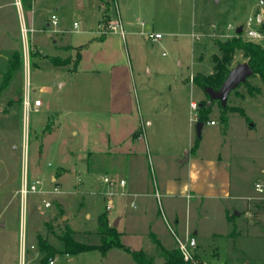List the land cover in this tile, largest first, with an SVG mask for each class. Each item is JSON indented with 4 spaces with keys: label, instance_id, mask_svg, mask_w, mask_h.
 Returning a JSON list of instances; mask_svg holds the SVG:
<instances>
[{
    "label": "rangeland",
    "instance_id": "rangeland-1",
    "mask_svg": "<svg viewBox=\"0 0 264 264\" xmlns=\"http://www.w3.org/2000/svg\"><path fill=\"white\" fill-rule=\"evenodd\" d=\"M17 1L0 0V264H44L48 260L39 238L59 250L54 264H137L124 250L65 254L59 237L65 224L96 231L103 214L113 224L119 222V230L125 231L122 241L133 249L141 248L143 240L155 243L156 230L166 249L178 246V238L188 244L196 255L188 264H264V191L256 189L257 183L264 187V83L258 75L248 78L260 88L258 93L249 94L242 83L228 98L229 105L244 108L245 116L229 112L223 122L215 102L209 120L216 124L202 128L199 151L220 158L217 169L224 168L225 190L223 175L212 170L206 183L218 187L197 192L206 196H174L171 212L156 188L154 156L156 141L166 138L179 147L177 176L186 174L182 160L190 145L182 151L189 137L184 118L194 120L196 140L197 110L190 101L201 103L204 91L191 80L213 70L216 41L237 35V27H244L245 39L248 27L264 33L257 21L259 0H102L104 8L101 0H21V6ZM108 4L109 14L102 17ZM52 14L58 17L57 26L48 25ZM250 16L254 21L248 25ZM117 21L124 34L121 28L110 31ZM22 25L33 27L25 40L32 97L44 101L27 117ZM149 32L162 37L154 41ZM101 33L104 39L98 38ZM227 33L234 35L225 37ZM255 41L264 44V38ZM16 50L22 67L7 80L8 61ZM78 51L81 59L75 66ZM51 56L63 57L66 64H54ZM244 61L238 51L232 67ZM115 103L130 112L114 109ZM165 103H174V119L160 111ZM26 175L42 185L24 201ZM105 176L116 184L110 185ZM121 178L129 183L147 178L153 207L142 214L139 197L129 195Z\"/></svg>",
    "mask_w": 264,
    "mask_h": 264
},
{
    "label": "trees",
    "instance_id": "trees-1",
    "mask_svg": "<svg viewBox=\"0 0 264 264\" xmlns=\"http://www.w3.org/2000/svg\"><path fill=\"white\" fill-rule=\"evenodd\" d=\"M109 4L104 9V16L109 14ZM216 45L219 53L213 55V70L211 73H197L193 76V81L202 89L206 87L220 88L223 81L226 79L228 73L232 69V62L235 54L242 51L245 59L253 69V75H258L264 83V44L255 40L245 39L242 32L234 35L232 38L225 40H217ZM33 54H35L33 52ZM51 61L56 65H65L64 58L61 56H51ZM81 59V53L78 51L75 66ZM22 67L21 53L16 50L12 53L8 61V69L6 79L9 80L15 72ZM249 94H256L260 91L259 87L251 85L249 80L244 83ZM237 89V88H236ZM235 89V90H236ZM206 92V91H205ZM201 101L198 109V121L203 123L209 120L210 114L213 111L215 102H218L221 119L223 122L228 121L229 112H239L245 116L243 107L231 106L228 104L223 106L220 100H212L209 102V95ZM201 137L197 136L194 148L197 147ZM49 225V224H48ZM64 244V252L68 254H78L82 252L100 251L105 254L111 249H120L130 252L137 264H188L189 261L184 258L183 252L178 246L172 249H166L155 237L157 246V255L161 257V261H157L156 254H150L143 249L132 250L121 241V232L117 226H114L107 214L100 216V227L96 231L81 232L73 229L69 224H65L59 235ZM40 249L44 251L45 258L49 260L50 257L58 254L59 250L45 239L39 238ZM193 257H196V255ZM47 262V261H46ZM46 262L44 264H46Z\"/></svg>",
    "mask_w": 264,
    "mask_h": 264
},
{
    "label": "crops",
    "instance_id": "crops-1",
    "mask_svg": "<svg viewBox=\"0 0 264 264\" xmlns=\"http://www.w3.org/2000/svg\"><path fill=\"white\" fill-rule=\"evenodd\" d=\"M259 3H260V0H259ZM101 5L103 7L102 0H101ZM255 7H257V11H258L257 21L261 25H264V4H261V5L257 4V6H255ZM103 15H104V10H103L102 17H103ZM100 20H99V28H100ZM48 25H51V22L48 23ZM239 27H242L244 30L243 26H239ZM229 28H231V27H229ZM243 30H242V32H243ZM235 34H238L237 29H236ZM232 35H234V34H232ZM232 35L227 33L225 37L232 36ZM105 37H106V34H103V33L98 35V38H100V39H104ZM112 73H114V72H112ZM191 81L194 82L193 80H191ZM182 83L183 82H179L176 85V87H180V85ZM63 85H64V83H60L61 87ZM172 86H174V84H172ZM203 94H205L204 91L202 92V96H201L200 101H202V99H204ZM191 102L197 103V101L192 99L190 101V106H191ZM43 104H44V101H42V105L40 107H42ZM199 105H200V103L198 104V106ZM113 107H114V109H116L118 111L130 112L129 111L130 108H128L126 105L121 104V103H115L113 105ZM159 107H160L159 108L160 111L164 115H170L171 116L170 118L174 119V103H165ZM213 108H215V104H214ZM198 112H199V109H197V114H196L197 115V122H198ZM184 120L187 122V124H186L184 121L185 125H187L189 137H188L187 144L186 143L183 144L182 151H183V149L188 148L190 145L189 151H187L188 156L184 160H182L183 166H187L186 167V170H187L186 174L183 177L177 176L179 174V164L181 163L180 162L181 161L180 160L181 154L178 150L179 147L177 149L176 144H173V145L170 144L171 142L167 141L166 138L158 139L156 141L157 142V144L155 146L156 151L154 153L155 169H156L157 174H158V176L156 178V188L161 191L160 195H162V197H165L167 199V209L171 212H174V196L180 197V196H182L183 193H188V194L191 193V195L195 194V195L206 196V194L205 195L199 194V193H201L202 190L205 189V186H207V187L209 186L210 188L211 187H218L219 184L216 182L212 183V182L207 181V183H206V178L211 173L210 171H212V170L215 171V174L217 173V175H220V176L223 175V176H221V177H223V179L221 180V183H222L221 187L223 190H225L227 188V181H225L226 176L223 174L224 168L222 167V170L217 169L218 163H219V161H221L220 158L219 159H211L209 157L202 155L200 153L201 151H199V147H198L199 144L197 145L196 148H194V142L196 141L194 139V132H193V127H192L194 120L192 118L189 119L187 117H185ZM211 120H214V119H211ZM211 120H208L205 123L207 125H209V124H211L210 123ZM146 121H147L149 126H152L153 121L150 118V116L147 117ZM205 123L203 125V128L205 127ZM215 124L216 123L211 124V125H215ZM142 137H144V136H142ZM146 144H147V141H146ZM148 144H149V142H148ZM148 147H149V145H148ZM193 151H195V152H193ZM132 168H134V167H132ZM129 173H135V171L133 169H131V170H129ZM143 177H144V175H143ZM121 179H124V178H121ZM215 179L218 181L217 177H215ZM53 180H56V178L53 177ZM123 186L128 191L129 195L134 196V197H139L140 205H141L140 206V212L142 214L145 213L147 210H149V208L151 209L153 207V194H151L148 190L149 189V181L147 178H142V181H140V179H133L130 181V183L126 179L125 185H123ZM140 189H141V191H139ZM197 192H199V193L197 194ZM208 195L213 196L214 194H208ZM169 203H172L173 206ZM49 206H45V207H49ZM60 207H62V206L60 205ZM60 207L57 208V210H60ZM108 217L110 219V222L112 223V221H113L112 218L110 216H108ZM120 220H121V218H120ZM117 228H118V226H117ZM118 230H119V228H118ZM120 232H121V236H122L125 231H120ZM185 233H186L185 234L186 239L189 240L191 238V234H190V231L188 230V227H186ZM197 233L198 232H196L195 234H197ZM154 235L156 236V239L163 245L161 239L158 238L159 234L156 233V230L154 231ZM162 239L164 240V237ZM121 241H122V238H121ZM193 241H194V244H193ZM196 243H197L196 239H193L192 245H196ZM124 244L126 246L130 247V249L135 250V249L131 248V246L127 245L126 243H124ZM154 245H155V248L157 249L156 243L152 244L149 241L145 242V240H143L141 243V248H137V249H143V250L147 251L148 253H150V250H152V247H154ZM172 248H174V247H172ZM172 248H170V249H172ZM156 249H155V252L157 253ZM113 250H120V249H111L107 253H105V254L102 253V254L107 255ZM155 252H151V254H153V253L156 254ZM65 254L67 256H70V254H68V253H65Z\"/></svg>",
    "mask_w": 264,
    "mask_h": 264
},
{
    "label": "built area",
    "instance_id": "built-area-1",
    "mask_svg": "<svg viewBox=\"0 0 264 264\" xmlns=\"http://www.w3.org/2000/svg\"><path fill=\"white\" fill-rule=\"evenodd\" d=\"M17 3L21 6V0H18ZM260 3L264 4V0H260ZM253 21H254V18L252 16H250L248 19V22H247L248 25L250 23H252ZM58 24H59V22H58L57 15L52 14L51 25L57 26ZM78 25H79V23L77 21H75L74 26L78 27ZM120 28H121V33L124 34L122 24L120 21H117L115 23L110 24V31H119ZM32 30H33V27H27L25 25H22V31H23V35H24V67H25V71L27 74V83L25 85V90H24V95L22 97V102H23L26 117L28 116L29 112H31L32 110L37 111L39 109V107L42 105V99L40 97H35V98L32 97L33 90H32V86H31V82L29 80L30 67L31 66H30V57H29V53H28L29 51H28V47H27L25 40L28 38L29 31H32ZM244 36L247 39L256 40V39L264 38V33L261 30L248 27L247 32L245 33ZM147 37L154 40V41H158L162 37V33L161 32H149L147 34ZM191 107H192V109L197 110L199 106L196 102H191ZM210 123L214 124L215 121L211 120ZM104 180L106 182H109L110 185L116 184V181L114 179H112V177H110V176H105ZM119 183H120V185H125V180L120 179ZM41 185H42V182L40 179L35 178L33 180H29V178H27V175L24 176L23 181H22V187H21V193H22L23 200L26 201V197H27L28 193L40 191ZM256 189L259 192L264 191V187L261 183L256 184ZM54 191H58L57 186H55ZM112 194H113V192H109V195H112ZM49 205H50V202H45V206H49ZM111 206H112V202H111V198H110L109 203L107 205V209H110ZM25 240H26V238L23 236V240H22L23 250L25 249ZM177 241H178V247L183 252L184 258L190 262V260L193 258V255L189 249L188 244L179 238ZM31 247L35 248V245L32 244ZM56 259H57L56 255L52 256L49 258V260L46 262V264H54L56 262Z\"/></svg>",
    "mask_w": 264,
    "mask_h": 264
},
{
    "label": "water",
    "instance_id": "water-1",
    "mask_svg": "<svg viewBox=\"0 0 264 264\" xmlns=\"http://www.w3.org/2000/svg\"><path fill=\"white\" fill-rule=\"evenodd\" d=\"M242 30V27L237 28L238 33L242 32ZM252 75L253 69L247 61L237 63L234 67H232L220 88L215 89L210 86L206 87L205 91L210 97L209 102H211L212 100H220L222 105L225 106L228 102V98L231 92L235 90L240 84L245 83L247 79ZM203 125V122H197L196 132L198 137H201L202 135ZM117 223L118 222H115L113 225L117 226Z\"/></svg>",
    "mask_w": 264,
    "mask_h": 264
}]
</instances>
